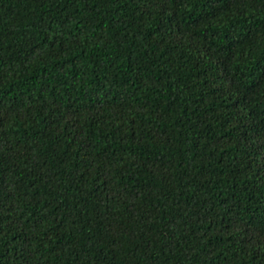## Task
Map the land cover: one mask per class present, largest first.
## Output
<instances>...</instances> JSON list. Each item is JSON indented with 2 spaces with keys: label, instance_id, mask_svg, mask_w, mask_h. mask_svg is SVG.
<instances>
[{
  "label": "trees",
  "instance_id": "obj_1",
  "mask_svg": "<svg viewBox=\"0 0 264 264\" xmlns=\"http://www.w3.org/2000/svg\"><path fill=\"white\" fill-rule=\"evenodd\" d=\"M0 264H264V0H0Z\"/></svg>",
  "mask_w": 264,
  "mask_h": 264
}]
</instances>
